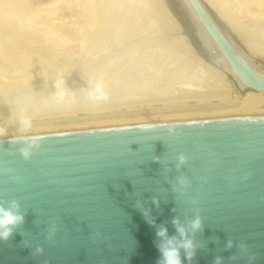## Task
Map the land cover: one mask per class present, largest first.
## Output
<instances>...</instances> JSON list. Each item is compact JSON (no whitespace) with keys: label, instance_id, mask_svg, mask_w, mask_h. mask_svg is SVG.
Listing matches in <instances>:
<instances>
[{"label":"water","instance_id":"water-1","mask_svg":"<svg viewBox=\"0 0 264 264\" xmlns=\"http://www.w3.org/2000/svg\"><path fill=\"white\" fill-rule=\"evenodd\" d=\"M162 1L193 53L264 94V60L202 0ZM13 201L0 264H163L188 240L181 264H264V107L0 133V208Z\"/></svg>","mask_w":264,"mask_h":264},{"label":"rangeland","instance_id":"rangeland-1","mask_svg":"<svg viewBox=\"0 0 264 264\" xmlns=\"http://www.w3.org/2000/svg\"><path fill=\"white\" fill-rule=\"evenodd\" d=\"M77 1L0 9V133L219 113L236 104L237 93L191 51L162 0H109L102 17L99 0L86 26ZM211 1L222 25L264 60V0Z\"/></svg>","mask_w":264,"mask_h":264},{"label":"bare ground","instance_id":"bare-ground-1","mask_svg":"<svg viewBox=\"0 0 264 264\" xmlns=\"http://www.w3.org/2000/svg\"><path fill=\"white\" fill-rule=\"evenodd\" d=\"M27 2H28V0H26ZM26 1H24V0H0V4L2 5H0L1 6V8L0 9H3V10H5V8H6V10H10V8L12 9V10H17V11H19V13L22 11V12H27V10H28V8L29 7H27V8H25L23 5H25L26 4V6H27V3H23V2H26ZM100 1H102V0H100ZM99 0H80L79 1V4L81 3V7H80V11H79V15L81 14L82 15V17H84V19H86V20H88V22L85 24V26L86 25H91V22L92 23H94L93 21H91L92 19H96V15H94V13H95V9H96V7L97 6H99L100 7V2ZM104 1H107V0H103V2ZM111 2H112V0H110ZM109 0L107 1L108 3H110L109 5H108V3L107 2H102L101 4H103L102 5V7H101V10H100V13H102L103 11H102V9H103V7L106 5V7H104V8H106V9H104V12L103 13H105L106 12V14H100V16L102 15V16H107V12L109 13L110 11H109V9L110 8H108V6H110L111 7V2H110ZM130 1H132V0H130ZM134 1V0H133ZM99 2V3H98ZM202 2L208 7V9L214 14V16L216 17V19L221 23V24H223V23H226V20H225V18H224V16H223V14H222V12L219 10V7H218V5L217 4H215L213 1H211V0H202ZM29 4V3H28ZM78 4V1H77V5H79ZM97 4H99V5H97ZM29 6V5H28ZM2 7H4V8H2ZM78 7V6H77ZM108 8V9H107ZM24 9H26V10H24ZM78 9H79V7H78ZM111 9H112V7H111ZM24 10V11H23ZM106 10V11H105ZM108 10V11H107ZM102 11V12H101ZM166 11V10H165ZM94 12V13H93ZM21 14H24V13H21ZM84 15V16H83ZM95 16V18H93ZM101 16V17H102ZM81 17V18H82ZM86 20H84V22L86 21ZM175 21V20H174ZM226 25V24H225ZM83 28V27H82ZM226 29V28H225ZM227 30V29H226ZM228 30L232 33V35L233 36H235L237 39H238V42L241 44V46L252 56V57H255V58H257V57H260L258 54H255L251 49H250V47L247 45V43L243 40V39H241V38H238L236 35H235V32H233V31H231L229 28H228ZM227 30V31H228ZM229 32V33H230ZM183 37V36H182ZM235 38V39H236ZM236 39V40H237ZM185 40V39H184ZM197 55V54H196ZM197 56H199V55H197ZM200 57V56H199ZM198 59V58H197ZM200 60H202L201 62H203L204 63V65H205V67L207 66L208 67V69L211 71V73L213 72V74H216L218 77H220L224 82H225V86H227V87H229V88H231L232 90H234L237 94H236V97H238L237 98V102H236V104L233 106L232 105V107H234V108H232L231 106V108H227V112H232V111H239V110H245V109H252V108H257V107H264V94L263 93H260V92H254V91H252V90H244V91H240L236 86H235V84L233 83V81L231 80V79H229V77H227V75L226 74H224L221 70H219L218 68H216V67H214L213 65H211V64H209V63H207L203 58H199ZM260 59V58H259ZM199 60V61H200ZM202 64V63H201ZM203 65V66H204ZM206 67V68H207ZM261 73L264 75V64H263V66H262V69H261ZM199 88V87H198ZM222 88H226V87H222ZM228 88V89H229ZM209 88H207V90H208ZM213 88H211V90H212ZM215 90V89H214ZM213 90V91H214ZM222 90V89H221ZM224 90V89H223ZM217 91V90H216ZM225 91V90H224ZM187 92V91H186ZM189 93H191L190 91H188ZM187 92V93H188ZM194 92V91H193ZM212 92V91H211ZM234 99H232V101H233ZM235 101V100H234ZM235 103V102H234ZM231 105V104H230ZM214 112V111H213ZM221 112V111H220ZM219 112V113H220ZM222 112H225V111H222ZM193 114H195V113H193ZM202 114V113H201ZM179 115V114H178ZM183 115V114H182ZM184 115H186V114H184ZM187 115H189V114H187ZM171 116V115H170ZM173 116V115H172ZM162 117V116H161ZM164 117V116H163ZM149 118V117H148ZM136 119V118H135ZM138 119V118H137ZM142 119H143V117H142ZM112 121V120H111ZM115 121H117V119L115 120ZM120 121V120H119ZM99 122H101V121H99ZM109 122V121H108ZM113 122V121H112ZM87 123V122H86ZM89 123V122H88ZM81 124H83V123H81ZM85 124V123H84ZM79 125V124H78ZM63 126V125H62ZM68 126V125H67ZM70 126V125H69ZM43 127V126H42ZM41 127V128H42ZM39 129V128H38Z\"/></svg>","mask_w":264,"mask_h":264},{"label":"clouds","instance_id":"clouds-1","mask_svg":"<svg viewBox=\"0 0 264 264\" xmlns=\"http://www.w3.org/2000/svg\"><path fill=\"white\" fill-rule=\"evenodd\" d=\"M99 91V89H98ZM25 129L29 127V123L27 121L22 122ZM41 140V137L39 136H33L31 137L30 141L27 143V147L20 149V155L24 160H29L32 156L33 149H36L39 147V141ZM186 163V157L184 155H178L176 157V166L177 168L183 166ZM186 181L181 179L180 184L181 186L186 185ZM18 204H16L15 201L12 202L10 209H4L0 208V241H6L12 232V228L15 227L17 224L21 223L23 220V217L18 213ZM200 227V220L196 219L192 222L191 228L193 230H196ZM178 231L180 232L181 236L184 235V229L179 228ZM159 236L163 237L166 235L164 230H161L158 233ZM229 247H231V244H229ZM179 248H183L186 252V258L191 259L192 258V242L190 240L185 241L182 245H179V247L174 246L171 241H168V244L166 247L161 248L162 256H163V264H181L180 261V253ZM37 253L41 251V249L37 248ZM216 264H220L219 260H217Z\"/></svg>","mask_w":264,"mask_h":264}]
</instances>
